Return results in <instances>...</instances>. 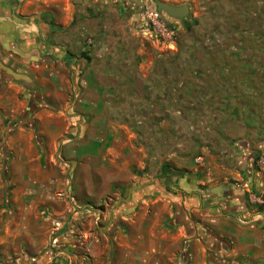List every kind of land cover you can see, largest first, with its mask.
Listing matches in <instances>:
<instances>
[{
	"label": "crops",
	"instance_id": "crops-1",
	"mask_svg": "<svg viewBox=\"0 0 264 264\" xmlns=\"http://www.w3.org/2000/svg\"><path fill=\"white\" fill-rule=\"evenodd\" d=\"M152 1L0 0V64L29 78L0 66V264H264V121L203 163L181 146L179 107L132 92Z\"/></svg>",
	"mask_w": 264,
	"mask_h": 264
},
{
	"label": "rangeland",
	"instance_id": "rangeland-1",
	"mask_svg": "<svg viewBox=\"0 0 264 264\" xmlns=\"http://www.w3.org/2000/svg\"><path fill=\"white\" fill-rule=\"evenodd\" d=\"M197 1L187 19L170 20L176 33L172 41L139 33L137 39L146 46L142 59L157 60L149 70L147 90L145 80L135 79L133 71L132 83L138 84L131 91L163 95L165 122L173 119L175 125L178 106L176 127L181 146L187 138L194 139L195 158L203 163L207 157L204 146L213 143L226 150L237 143L234 136L238 134L246 138L244 144H250L251 126L258 118L264 121V0ZM167 42L174 44L169 46ZM132 58L141 60L135 52ZM155 109V100L150 101L147 114ZM237 121L242 128L235 125ZM226 139H232V143ZM0 153L4 154L1 147ZM9 196L5 200L9 201ZM58 244L52 240V245ZM55 260L51 263L60 264Z\"/></svg>",
	"mask_w": 264,
	"mask_h": 264
},
{
	"label": "built area",
	"instance_id": "built-area-1",
	"mask_svg": "<svg viewBox=\"0 0 264 264\" xmlns=\"http://www.w3.org/2000/svg\"><path fill=\"white\" fill-rule=\"evenodd\" d=\"M170 20L171 18L167 15L158 12L155 6L150 7L148 5L145 6L137 21L141 26V31L164 41H172L176 33ZM55 243H57V240L53 239V244Z\"/></svg>",
	"mask_w": 264,
	"mask_h": 264
},
{
	"label": "water",
	"instance_id": "water-1",
	"mask_svg": "<svg viewBox=\"0 0 264 264\" xmlns=\"http://www.w3.org/2000/svg\"><path fill=\"white\" fill-rule=\"evenodd\" d=\"M177 1H184V0H177ZM154 4L156 5L157 11L160 13H164L171 19L184 21L187 19L190 15L189 7L187 4H181V5H174L167 2H161L159 0H155ZM3 71L7 74H9L12 78L16 80H21L23 82H29V78L25 75H21L19 73H16L12 71L11 69H8L0 64ZM221 187H216L208 192L215 193L221 190Z\"/></svg>",
	"mask_w": 264,
	"mask_h": 264
},
{
	"label": "flooded vegetation",
	"instance_id": "flooded-vegetation-1",
	"mask_svg": "<svg viewBox=\"0 0 264 264\" xmlns=\"http://www.w3.org/2000/svg\"><path fill=\"white\" fill-rule=\"evenodd\" d=\"M172 4V3H171Z\"/></svg>",
	"mask_w": 264,
	"mask_h": 264
}]
</instances>
